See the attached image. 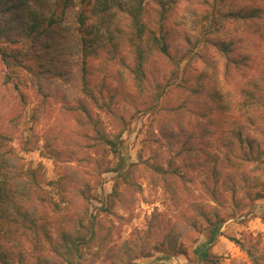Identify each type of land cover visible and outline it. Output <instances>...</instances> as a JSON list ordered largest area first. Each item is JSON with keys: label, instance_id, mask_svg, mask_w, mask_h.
Here are the masks:
<instances>
[{"label": "trees", "instance_id": "1", "mask_svg": "<svg viewBox=\"0 0 264 264\" xmlns=\"http://www.w3.org/2000/svg\"><path fill=\"white\" fill-rule=\"evenodd\" d=\"M180 1L0 0V264H136L156 251L187 256L180 240L204 232L193 251L217 264L211 245L224 223L264 196V54L251 59L233 39L212 38L229 22L262 18L264 5L203 0L179 54L169 22ZM211 48L222 77L204 67L185 78L183 63L210 65ZM73 63L77 94L61 102L65 126L40 135L36 125L60 94L56 80L68 82ZM114 69L127 76L124 89L110 79ZM177 89L187 96L173 101ZM121 102L155 115L148 135L157 149L139 162ZM34 150L53 161V177L26 159ZM109 171L112 191L101 201L97 184ZM141 178L162 189L167 207L119 241L109 215L136 202ZM93 200L101 202L95 211ZM235 240L264 264L258 244Z\"/></svg>", "mask_w": 264, "mask_h": 264}, {"label": "rangeland", "instance_id": "2", "mask_svg": "<svg viewBox=\"0 0 264 264\" xmlns=\"http://www.w3.org/2000/svg\"><path fill=\"white\" fill-rule=\"evenodd\" d=\"M34 2L49 3L51 0H33ZM203 0H181L175 7L169 25L174 33L176 49L179 54L186 50L188 44L186 43V36L193 35V13L194 11H203L205 5ZM235 5L244 8H255L258 5H264V0H235ZM212 38L219 39H233L238 46L239 51L245 53L251 59L258 55L264 54V16L254 21H233L227 23L224 32L212 34ZM209 59L210 65H204L200 60L190 64L183 63L185 67V78L193 75H198L202 69L207 68L208 71L216 70V75L222 77V59L218 58L213 48L210 50ZM218 65L220 67L218 73ZM0 64V69H1ZM72 75L68 82L63 80H56L58 86L55 88L60 92L58 98H54L53 105L48 111L41 123L36 125L35 131L42 135L43 130L48 126L62 125L65 126V121L60 117L59 111L61 102L66 97L72 98L77 94V88L73 86L77 82L79 70L78 66L73 63ZM161 75H169V67L160 65ZM110 79L120 89H124L128 84L127 76L122 74V71L114 69L110 74ZM187 94L182 89L173 90L171 96L173 101H179L186 97ZM57 99V101H56ZM120 111L130 119L129 129L125 132L124 138L129 140L131 155L134 161L139 162L140 156L144 159L148 158L153 153V149H157L156 144H151L149 141L148 129L151 127V122L155 115H150L144 112H134V108L126 103L119 104ZM103 121L110 124V118L104 112H100ZM57 123V124H56ZM161 122L155 121L153 127L158 132V127ZM190 127V126H189ZM42 141L40 144L42 145ZM94 157H99L100 153L92 152ZM27 160H32L34 163H43L47 174L50 177L54 176L53 161L40 153V150H34L24 153ZM115 172H104L101 176L100 182L97 184V192L101 201L105 200L107 194L112 191V184L114 182ZM142 183V192L137 195V200L134 204L128 207L129 209L118 206L114 211L124 218H119L118 215L110 214L109 217L121 227V237L119 241L127 239L134 229L144 230L147 227L151 215L156 210H165L168 204L167 198L161 188H156L149 182L147 178L140 179ZM93 206L91 209L96 210V206H100L101 202L98 200L92 201ZM208 233H192L189 237L183 238L180 241L186 245L188 250L187 256L167 250L154 252L151 256L137 259L136 264H202L199 255L193 251L196 244L204 242L208 239ZM235 239L249 240L258 244L264 250V196L257 199L254 203V208L249 207L247 213L231 218L224 223L221 233L217 236L216 240L211 245V251L214 258L218 260L217 264H254L252 259L247 253L240 248ZM197 241L196 243H194ZM210 264V263H206Z\"/></svg>", "mask_w": 264, "mask_h": 264}]
</instances>
